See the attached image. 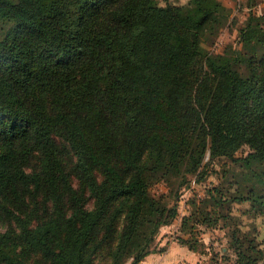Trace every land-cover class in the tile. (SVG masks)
Returning a JSON list of instances; mask_svg holds the SVG:
<instances>
[{"label": "trees", "instance_id": "trees-1", "mask_svg": "<svg viewBox=\"0 0 264 264\" xmlns=\"http://www.w3.org/2000/svg\"><path fill=\"white\" fill-rule=\"evenodd\" d=\"M183 11L0 0V264H139L179 216L189 175L200 183L223 157L253 161L257 179L233 195L224 169L228 184L205 186L177 241L202 251L201 228L224 220L234 264H264L231 210L250 202L264 214V13L215 53L205 44L216 27L203 33ZM168 175L169 191L153 194Z\"/></svg>", "mask_w": 264, "mask_h": 264}, {"label": "rangeland", "instance_id": "rangeland-1", "mask_svg": "<svg viewBox=\"0 0 264 264\" xmlns=\"http://www.w3.org/2000/svg\"><path fill=\"white\" fill-rule=\"evenodd\" d=\"M160 4L168 1L184 6V16L197 30L208 33L211 27H216L214 34H209L206 47L215 53L224 52L229 46H238V34L241 27L246 23L250 14L261 15L264 13V0H157ZM205 9L209 15L202 20ZM252 149L244 145L238 152L237 158L247 157ZM205 160H209V156ZM253 161H232L229 158H218L207 166L206 178L200 183H195V176L190 174L191 183H185L179 188L178 202L179 216L173 220V226L160 229L153 244L156 261L165 264H234L237 259L236 252L230 244L229 230L231 223L226 224L221 220L216 228H201L198 235L204 242L202 251H193L181 245L178 241V229L182 223V217L188 215L203 202L205 186H221L228 184L227 177L223 175L227 169L229 176H234L236 185L232 187L233 195L247 192L248 185L257 179L258 175L252 168ZM171 175L151 185V192L155 195L168 192ZM258 198V197H257ZM258 201V200H257ZM258 206V205H257ZM250 202H234L232 204V215L234 219H240L242 227L254 231L257 235L259 246L264 250V214L256 215ZM260 208V206H258ZM159 249H164L159 251ZM226 250V251H225ZM223 252H225L223 258ZM257 255V254H255ZM197 260V263H196Z\"/></svg>", "mask_w": 264, "mask_h": 264}, {"label": "crops", "instance_id": "crops-1", "mask_svg": "<svg viewBox=\"0 0 264 264\" xmlns=\"http://www.w3.org/2000/svg\"><path fill=\"white\" fill-rule=\"evenodd\" d=\"M173 226V223H171V224H168V225H165V226H163L162 227V229H165V228H170V227H172ZM182 245V244H181ZM183 246H185V245H183ZM186 247H188V246H186ZM189 248V247H188ZM190 249V248H189ZM190 250H192V249H190ZM160 251V250H159ZM194 251V250H193ZM196 252V251H195ZM156 255H157V253H155V251H153V252H151L149 255H147L146 257H145V259L144 260H142L139 264H165V262L162 260L161 262H157L156 261ZM196 263H197V260H196ZM171 264V263H170Z\"/></svg>", "mask_w": 264, "mask_h": 264}]
</instances>
